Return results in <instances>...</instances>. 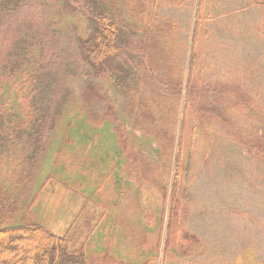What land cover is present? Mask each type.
<instances>
[{
  "label": "rangeland",
  "instance_id": "rangeland-1",
  "mask_svg": "<svg viewBox=\"0 0 264 264\" xmlns=\"http://www.w3.org/2000/svg\"><path fill=\"white\" fill-rule=\"evenodd\" d=\"M15 1L0 0V60L15 58L22 65L23 61H36L35 66L52 69H39V76L33 75L27 83L22 78L25 66H12L10 72L18 83L15 88L7 82L5 70L9 67L2 66V114L21 119L17 110L25 109L16 95L30 96L27 107L31 117L38 112L39 100L41 110L58 104L53 109L61 107L66 112L63 117L50 116L51 122L59 117L60 126L45 134L50 140L40 156L36 147L35 154L33 149L26 154L36 163L24 160L30 136L21 135L18 129L12 131L15 127L0 131V147L2 142L7 146L0 154V220L5 213L19 210V215L30 214V220L62 235L81 209L87 212L100 205L108 210L100 222L104 229L96 231L88 242V264L103 249L104 259L114 256L126 262L130 258L131 264H264V175H260L264 158L255 159V154L233 143L229 133L250 140L264 123V20L259 6L249 0H204L205 25L196 33L194 43L196 65L187 66L179 57L178 66H172L176 51L174 47L170 50L167 41L192 37V1L134 0L133 15L140 19L146 12L150 29L163 22L159 29L164 37L159 43L153 41L152 48L145 42L142 56L133 49L116 53L95 74L82 58L79 70L68 61L81 56V44L91 31V21L80 10L66 0H41L43 28L56 41L57 52L52 61L56 67L49 62L39 65L42 47L28 46L35 40L26 28L30 19H40L39 14L30 13L34 5L39 11L37 3L21 1L19 5L26 7L20 11ZM111 1L127 30V23L132 24L128 0ZM146 54L152 66H147ZM134 56L143 63L136 82L142 86H135L137 90L130 96V78L121 83L119 76L136 72ZM54 68L61 73V80L49 75ZM179 70L184 72L182 95L168 97L165 85L179 86ZM88 83L100 85L108 100L84 107L75 103L70 91L77 97ZM30 90H35V95L27 93ZM153 90L156 93L152 95ZM152 96L158 98L152 101ZM109 103L116 114L105 121ZM151 112L155 125L141 126L149 122L145 114ZM181 129L186 134V170L178 185L185 196L168 236L165 187L174 171L167 139L174 133L181 145ZM154 131L156 139L151 135ZM178 149L176 146L174 153ZM141 167L154 171L155 180H149L152 186L140 178ZM37 194L38 200L27 210L31 197Z\"/></svg>",
  "mask_w": 264,
  "mask_h": 264
},
{
  "label": "trees",
  "instance_id": "trees-1",
  "mask_svg": "<svg viewBox=\"0 0 264 264\" xmlns=\"http://www.w3.org/2000/svg\"><path fill=\"white\" fill-rule=\"evenodd\" d=\"M21 1H15L16 5H19ZM37 3V8L39 11L34 10L35 5L30 10L31 14H39L40 19L36 21L33 19L29 22H25L27 24V31L33 34L35 42H32L28 46L34 45V47L40 46L42 47L41 53L39 55L38 64L44 63L47 64L52 63L54 59L53 54L57 52V43L54 38L51 36L49 31L43 28L42 24V15L45 16L43 8L44 3L41 0H35ZM68 3L72 4L73 7L80 10L83 15H85L91 21V31L90 35H87L85 40H83L81 44L82 51L79 52L78 55H81L79 58L69 59V63L71 65H76V69L79 70V65L82 66L79 61L81 58L84 60V64L88 66L89 71L91 73L98 74L100 67L102 64L106 63L110 57L115 55L116 53L122 51L123 53H127L128 50H138L140 56L143 55V46L144 43L147 42L151 48L154 46L153 41L159 43L161 38H163V33L159 28L163 27L165 24L163 22H156L153 24V29L148 27L149 22L146 21V16L148 15L144 12V15L141 16L140 19H137L136 15H133V6H135L134 0H128L131 6L130 9V18L132 20V24L129 25L127 23V30H125V23L123 18L120 16V12L118 11L117 6H112L115 3L111 0H103L105 4L111 5L105 7V5H101L99 0H66ZM178 1V0H177ZM194 7V26L192 28V38H191V47L188 51L187 66H195L196 63L194 60L196 59L198 53L194 46L196 33L198 34L199 30L205 25V16L204 11L202 12V4L204 0H191ZM253 4L260 6L263 10V20H264V0H249ZM177 4V3H176ZM13 6V3L10 4ZM26 6L19 5V9L24 10ZM126 7V6H125ZM107 10V11H106ZM56 15H59L56 12ZM149 16V15H148ZM8 17V16H7ZM37 22V24H36ZM264 25V23H263ZM155 33V34H154ZM133 41L137 43L134 44ZM138 42H141L140 44ZM169 46V43L167 41ZM33 47V48H34ZM148 61L146 60L147 66H152L150 62L149 55L146 54ZM55 63V62H54ZM53 64L54 67L56 65ZM36 64V61L34 62ZM31 62H24L22 65V61L11 58L9 61L0 60V91L3 87V79H2V66L6 65L9 68L6 73L9 75L7 82L11 83L15 88L18 87V83L14 80L13 75L10 70L12 66H25V71L22 75L24 80L31 81L32 76H39L38 71L46 70L48 66H35ZM156 66H159L157 62H154ZM172 66H178L175 57L171 60ZM33 65V66H29ZM142 61L137 62L136 57L134 56L133 66L136 68V72L127 74L126 76H119V80L121 83L123 80L128 77L130 78L128 85L127 95L132 96L137 89L135 86H142L136 84L138 80L137 71L142 68ZM27 66L29 70L27 71ZM52 69V67L48 68V70ZM115 71L118 72V68H115ZM112 72V69H111ZM110 72V73H111ZM50 76H57L59 80H61V73L54 68L53 73H49ZM183 71H178L176 73V81L179 82V86L172 87L169 85H165L167 89V96L172 97V95L181 97V86L183 84ZM50 76H47L45 79L42 78L41 82L44 83L48 80ZM189 79V73L188 77ZM168 81V78L167 80ZM139 83V82H138ZM120 86V84H119ZM145 86V85H143ZM185 86H187L185 82ZM43 89L41 93H43ZM17 92V91H16ZM32 95H35V90H30L29 92ZM156 91L153 90L152 95L155 94ZM39 98V96H36ZM71 99L76 103L79 101L82 107L93 105L101 100H108L107 97L103 94L101 86L98 84L88 83L84 86L82 91L79 93V96L75 97V93L70 91ZM134 97V96H133ZM133 100L137 102L146 103V100L140 101L138 98H133ZM27 98H22L20 95H16V99L20 102L21 106L24 107L25 110L20 109L17 110L21 119L19 118H11L8 119L6 115H3L4 108L1 105H4L0 102V131L4 132L6 128H12L20 130L21 135L30 136L31 140L26 143V153L24 155V160L29 162H35L34 158H27L26 154L30 153L31 149L34 150L37 148L38 157L41 154V149L45 147V144L50 140L45 136L46 133H50L53 130H56L60 126L59 117L54 118L52 122L50 121V116L58 115L63 117V113L65 110H61V107H58L59 110H54L55 104L49 110H41L40 106L41 101H38V112L35 116L31 117L28 114L29 107ZM158 96H152V101H155ZM55 102L59 100V96H55ZM24 101V106L22 102ZM108 106V110L105 114H103V120L108 121L110 118L114 117L116 112L114 108L111 106V103ZM59 106V105H58ZM133 107L129 108L130 114H132ZM11 112V111H10ZM39 115L47 116L40 118ZM135 115V114H134ZM57 117V116H56ZM95 118V115H92ZM145 117L148 119V123L146 125H141L146 128V126L151 125L152 127L155 125L156 118L154 114L151 112L149 114H145ZM185 116L182 117L184 120ZM51 123V125H50ZM18 126V127H16ZM133 126V125H132ZM148 131V130H147ZM182 136L180 139L181 145L178 141L175 140L174 133L167 139L168 146L170 147L171 153V163L173 164V176H171V180L167 181L165 187V198L167 199L166 205L169 213V220L167 222V235H170L171 232V224H174V221L178 219L179 214L183 209V204L181 199L185 196L184 191H179V181L180 178L184 175L186 166L185 159L183 157V149L185 147L186 134L184 135L183 130L181 129ZM231 141L243 148L247 149L253 155H261L264 154V127L261 129V133L256 135L250 140H245L238 137L234 132H230ZM14 134V133H11ZM31 134V135H28ZM1 135V133H0ZM153 139L157 138V135L152 132ZM1 137V136H0ZM1 142V140H0ZM3 147H0V154L3 153V149H6V144ZM25 145V144H24ZM176 146L179 148L176 153H174ZM187 153V152H186ZM254 155V157H255ZM169 156V157H170ZM169 162V160H168ZM36 163V162H35ZM128 170V169H127ZM140 178L145 179V184L148 186H152L150 183V179H154V171H144V167L139 169ZM26 175V174H25ZM24 175V176H25ZM15 178V177H12ZM155 180V179H154ZM129 183L128 181H126ZM144 185V183L142 182ZM65 185V184H62ZM154 186V185H153ZM67 187V186H66ZM182 189V186L180 187ZM40 193V191H39ZM40 195V194H39ZM33 195L31 197L29 207L27 210H30L31 207L36 203L39 196ZM100 205H96L95 210L85 211L81 209L74 220H71L69 226L63 235H56L47 228H45L41 223L36 220H30L31 215L20 214L19 210L14 212L13 214H4L2 219L0 220V264H88L87 256H86V245L93 236L96 225L98 222V208ZM26 211V209H24ZM19 215V216H18ZM73 233V235L71 234ZM233 259V258H232ZM245 264H248L245 262Z\"/></svg>",
  "mask_w": 264,
  "mask_h": 264
},
{
  "label": "crops",
  "instance_id": "crops-1",
  "mask_svg": "<svg viewBox=\"0 0 264 264\" xmlns=\"http://www.w3.org/2000/svg\"><path fill=\"white\" fill-rule=\"evenodd\" d=\"M257 6V5H256ZM259 9H260V11H261V13H262V17H263V10L261 9V7L259 6ZM192 32V29H190V33ZM262 33H263V35H264V29H263V26H262ZM192 38V37H191ZM191 38H189V35L186 37V38H183L184 40H182L180 37H176L174 40H175V42L173 43V41H172V39L170 38V39H168V43H169V48H170V50L172 49V47H174L175 48V51H176V53L174 54V57H175V59L177 60L179 57L182 59V60H184L185 62H187V58H188V55H187V50H186V43H185V41L187 42V44H188V47H187V49H188V51H189V49H190V47H191ZM179 50H181V52H178ZM188 63V62H187ZM264 127V123H263V125H262V128ZM261 133V130H260V132L259 133H256V135H258V134H260ZM255 135V136H256ZM254 136V137H255ZM241 148H243L242 146H240ZM244 150H246V151H248L247 149H245V148H243ZM257 157H263L264 158V154H261V155H255V159H257ZM258 160V159H257ZM261 176L262 175H264V172H261V174H260ZM106 210H108V209H106L105 207H103V206H100L99 208H98V214H99V217H98V222H97V225H96V230H95V232L96 231H101L102 229H104V228H101V227H103V224L102 223H100L103 219H104V216L106 215ZM131 227L132 228H137L138 229V226H137V224L136 223H131ZM139 230V229H138ZM141 231V230H140ZM95 232H94V234H95ZM94 234H93V236H94ZM63 235V234H62ZM61 236V235H60ZM92 236V237H93ZM91 237V238H92ZM124 240V239H123ZM87 245H88V243H87ZM87 245H86V252H87ZM162 248H163V246L160 248V250H159V253L161 252V250H162ZM127 250V249H126ZM128 251V250H127ZM104 253H105V251H104V249H103V251H101L100 252V254H99V256L97 257V259H95L93 262H92V264H131V262L133 261L132 259H127L126 260V262H122V261H117L116 259H115V257L113 256V258H107V259H104L103 258V255H104ZM160 263V262H159Z\"/></svg>",
  "mask_w": 264,
  "mask_h": 264
}]
</instances>
